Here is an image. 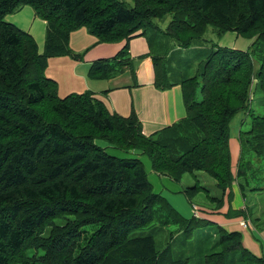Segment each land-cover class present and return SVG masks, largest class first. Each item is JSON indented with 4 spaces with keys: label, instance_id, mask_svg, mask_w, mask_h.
Wrapping results in <instances>:
<instances>
[{
    "label": "trees",
    "instance_id": "1",
    "mask_svg": "<svg viewBox=\"0 0 264 264\" xmlns=\"http://www.w3.org/2000/svg\"><path fill=\"white\" fill-rule=\"evenodd\" d=\"M24 5L33 6L47 22L44 52L30 32L6 19ZM58 11L66 18L55 19ZM169 14L166 29L153 21ZM84 25L106 41L147 36L156 85H182L187 117L145 134L135 113L124 117L111 112L92 92L60 96L58 81L46 73L49 61L85 56L69 45L71 32ZM208 25L220 35L259 32L263 47L256 56L255 50L201 46L202 40H196ZM186 32L193 36L184 40L180 34ZM200 57L201 67L192 70ZM37 63L41 75L29 70ZM130 64L125 45L116 56L92 63L89 74L108 78ZM199 83L201 100L196 97ZM254 99L264 107V0H134L133 6L122 0H0V264H169L163 257L167 252L171 264H264V257L244 246L240 232L207 218L186 219L171 207L154 191L139 157L148 155L155 172L176 182L200 170L222 180L223 188L241 177L244 193L264 190L248 179L252 159L264 153V113H254ZM46 100L61 117L87 115L100 131L124 133L138 156L111 154L93 138H73L58 123H44L30 107ZM239 111L251 116V124L241 130L245 164L240 161L235 174L230 121ZM194 190V185L184 188L186 194ZM62 214L81 215L79 229L43 244L44 226ZM154 220L161 223L157 234ZM159 234L164 239L158 242Z\"/></svg>",
    "mask_w": 264,
    "mask_h": 264
},
{
    "label": "crops",
    "instance_id": "2",
    "mask_svg": "<svg viewBox=\"0 0 264 264\" xmlns=\"http://www.w3.org/2000/svg\"><path fill=\"white\" fill-rule=\"evenodd\" d=\"M12 20L18 24L23 22L21 16L14 17ZM44 22L46 24L45 20ZM30 31L34 34L37 28L36 30L30 28ZM214 38L218 40V45H223V35L222 37L214 36ZM69 45L73 52L86 51V53L80 60L70 55L57 56V62L53 58L51 71L56 74L51 75L58 80L59 85L61 82L65 84L69 82V87L62 89L65 93L89 91L95 98L103 101L111 112H116L124 117L135 113L145 134L155 133L165 126L187 117L183 87L181 84L175 83L173 75L175 71L172 70L170 77L175 84L163 89L156 85L157 71L147 36L138 34L128 41H103L84 25L71 32ZM125 45H128L130 52V65H126L120 72L110 75L108 78L91 79L93 81L88 79L87 71L92 63L101 58L114 57L116 51L119 52ZM59 90L61 89L59 88ZM230 150L232 169L236 174L242 151L240 138L234 140L230 138ZM144 161L145 159H143ZM145 168L150 175L149 181L152 183L153 189H168L170 196L165 194L167 200L176 207H182L188 213L192 212L190 203L181 195L184 188L192 184L183 183L182 180L176 182L169 175L155 172L152 162H147ZM240 179L241 177H237L232 182L231 197L228 196L230 189H227L221 197V201L214 198L215 196L212 198V203H218L221 205L220 207L216 205L200 207L197 216L210 219L228 231L240 232L244 246L257 256L264 257V227H257L250 217L245 218L243 214L234 215L236 210H244L248 215L254 213V216L263 213L262 206L260 207L258 204L250 206L251 210L248 208ZM163 190H160V193H163ZM248 220L250 221L249 226L246 227L244 225Z\"/></svg>",
    "mask_w": 264,
    "mask_h": 264
},
{
    "label": "rangeland",
    "instance_id": "3",
    "mask_svg": "<svg viewBox=\"0 0 264 264\" xmlns=\"http://www.w3.org/2000/svg\"><path fill=\"white\" fill-rule=\"evenodd\" d=\"M122 1H124L128 5H132V6L134 5V0H122ZM100 4H101V6H104V4H106V2L102 1ZM36 14L37 13H36L35 8L33 6L24 5V7L22 9L7 14L6 19L16 23L15 21L12 20V18L17 17V16H21L23 18V22L20 24L16 23V25H18L21 29L30 32L31 34H33V32L30 31V28H33L34 30H36V28H37V31H35L36 33H34L35 35L34 34L33 35L35 36L36 40H37V38L39 40V41L37 40L38 44H39V50L41 52H44L48 28H47V24H45V22H44V19H42L40 16H36ZM46 14H49L48 11H46ZM55 16H56L55 19L66 18V17H64V14L60 11H58L57 15L55 14ZM171 19H172V14H169V16H166L163 18L155 17V18H153V21L155 22V24L158 27L166 29V27L168 26ZM159 32H162V31L159 30ZM219 32L220 31L217 27H215L213 25H208L206 32L204 34L200 35V37L196 41L198 42V41L202 40V41L198 42V44L201 46L217 45L218 40H215L214 36H221L222 37V35H223V38H222L223 39V45H222L223 47H229L231 49H236V50H242L243 49V51L251 50L252 53L255 50L256 56L258 55V52L260 51V49L263 47L262 41L260 40V33L259 32H250V33L241 34L237 31H233V32L229 31L226 33L224 32L221 35L219 34ZM190 36H193V34L188 33V32L180 34V37L184 40H187V38ZM99 38L101 39V37H99ZM173 39H175V38H173ZM109 40L112 41V39H109ZM103 41H106V40H103ZM114 42H116V41H114ZM75 53H80V56H81V53H86V51L75 52ZM117 53L118 52L116 51V54ZM116 54L114 56H116ZM62 56H64V55H62ZM82 57L84 58V55ZM193 57H195V56H193ZM53 58H55V61L57 62V56H55ZM53 58L50 59L49 66H48L47 71H46V73L50 76H52L51 74H56V73H52V71H51V65H52ZM83 58H81V59H83ZM202 59H204V57H200L197 61L193 62V66H191L190 68H192V70H193V68L195 66H197V68L201 67V65L203 63ZM184 62H186V61H184ZM190 62L191 61L186 62V63H190ZM91 66L89 67V70L87 71V77L90 81H93L91 79H98V78H94L89 74ZM183 67L186 68L185 66H183ZM29 70L32 72H35V73H40V75L42 74V67H39L38 63L36 64V66L35 65L29 66ZM195 71H197L196 68H195ZM257 83H258V79L255 80L254 85L257 86ZM65 87H69V82L67 84H65L64 82H61L60 85L58 82V93L62 97L66 96L68 94L62 90ZM59 88L61 90H59ZM13 94H16V90H14ZM196 97L199 100H201L203 98L202 83H199V85H198ZM252 102H253L252 107L257 109V110H254V113H256V112H258V114H259V112L261 114L264 113V107H258L257 106L258 99H254ZM49 106H50V103L48 102V100H46L43 103L34 105L30 108L41 115V119H43L44 123L45 122L46 123H49V122L58 123L62 128L66 129L68 131V133H70V135L73 138L88 139V140H89V138L90 139L93 138L92 139L93 141L99 143L102 146H105L106 151L110 152L111 154H115V155H118L121 157L122 156H138L136 153H133L134 149L133 148L131 149L128 146L129 142L124 137V133H122V132H120V133L114 132L113 133L109 130L100 131L93 125L92 121L89 120V118H87V115L82 116L81 114L75 113L72 116H70L69 118L61 117L58 114H56L55 112L50 111L52 109H50ZM72 121H74V122H72ZM250 124H251V116L248 115L247 112L239 111L237 114H235L234 117L230 121V138H231V140L240 138L244 142L245 136H243V139L241 138V130L248 129L250 127ZM107 145H110V147L109 146L107 147ZM241 148H242V145H241ZM241 154H242V151H241ZM247 155L249 156V154H247ZM139 157L142 160L145 159L144 165H146V167H147V162L151 163V160H150L148 155L142 154V155H139ZM240 161H242L244 163V161L241 160V155H240ZM252 164H253V167L251 168L252 171H251L249 178H248L250 184H252V185L261 184L264 186V153L259 155V156L257 155L255 158H253ZM248 167H251V166L248 165ZM242 168L245 169V167H242ZM164 175H168V174H164ZM149 176L150 175H148V178H149ZM256 177H258V179ZM181 180L183 183L192 184L190 186L194 185V187H195L194 192H190L188 194H185L184 192H182V194H181L190 203V205L192 207L191 213H188V211H184L182 209V207L180 208V206L179 207L174 206L169 200H167V197L165 194L170 196V191L168 189L163 190L162 188H157L154 190L159 192V193H160V190L161 191L163 190V193H161L162 196H164L166 198L167 202L170 204L171 207H173L176 211H178L186 219L194 218L195 212H196L195 206L197 207V210L200 207H210V205H216L217 207H220L221 206L220 204L212 203V198L215 196L214 198L221 201L222 200L221 197L226 193L227 189H230L228 196L231 197L232 185L230 187L223 188L225 183L222 180H219V179L213 177V175H210L205 171L199 170V171H195L193 173H189V172L185 173V174H183ZM216 183H217V185H216ZM202 187L204 189H202ZM243 194L245 196L244 198H246L245 201L247 203L248 208H250V210H251L250 206H254L255 204L260 205V207L262 206L261 208L263 210V213L261 215H256V216H254L255 215L254 213L252 215H248L243 210V217H245V218L250 217L251 220L253 221V223L257 227H264V190H261L258 193H252L251 190H249L246 193H244V191H243ZM176 195H179V193H176ZM216 196H220V197H216ZM86 202H88V201H83L82 203H86ZM252 202H254V203L252 204ZM79 208H81V207H79ZM74 218L75 219L77 218L78 220H73ZM80 219H82L81 215L78 216V215H71V214H62L57 218L49 219L47 224L43 228V232L41 233L42 243L45 244L43 241L49 242L50 239L52 241L55 236L59 235V233L61 234L63 231H66L68 229L77 231L79 229V220ZM157 219H155V220H157ZM249 220L246 221V222H248V226H249V222H250ZM155 224H157V225L155 226V228L153 230H155V233L157 234L159 232V228H160L159 226H161V223H158V221H155ZM152 225H153V223H152ZM144 229H147V228H144ZM171 229H175V228L171 227ZM64 238H65V236H64ZM163 239H164V234H159L157 236L158 242L162 241ZM214 239H216V238H214ZM164 244H166V240H164L162 245H164ZM50 245H52V244H50ZM195 245H196V241L193 242V246H195ZM63 249L65 251L67 248L64 247ZM219 249H220V246H217V248L215 250L218 251ZM36 250L40 251V253H41V254L39 253L38 255L42 256L45 254V251L43 249H36ZM174 253H175V251H174ZM191 254H192V251L190 250V251H188L186 256L191 255ZM163 257L165 258L166 262H169V264H171L170 259L172 257H171L170 253H168V252L163 253Z\"/></svg>",
    "mask_w": 264,
    "mask_h": 264
},
{
    "label": "built area",
    "instance_id": "4",
    "mask_svg": "<svg viewBox=\"0 0 264 264\" xmlns=\"http://www.w3.org/2000/svg\"><path fill=\"white\" fill-rule=\"evenodd\" d=\"M195 209L197 210V207H196V206H195ZM196 213H197V211H196ZM244 226H246V227H247V226H248V223H245V225H244Z\"/></svg>",
    "mask_w": 264,
    "mask_h": 264
}]
</instances>
